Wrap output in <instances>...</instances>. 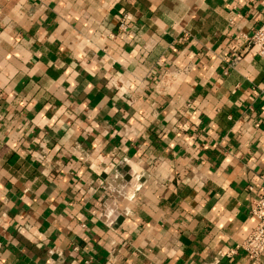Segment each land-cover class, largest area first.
<instances>
[{
  "label": "crops",
  "instance_id": "1",
  "mask_svg": "<svg viewBox=\"0 0 264 264\" xmlns=\"http://www.w3.org/2000/svg\"><path fill=\"white\" fill-rule=\"evenodd\" d=\"M263 20L264 0H0V264H264L227 255L264 189Z\"/></svg>",
  "mask_w": 264,
  "mask_h": 264
},
{
  "label": "built area",
  "instance_id": "2",
  "mask_svg": "<svg viewBox=\"0 0 264 264\" xmlns=\"http://www.w3.org/2000/svg\"><path fill=\"white\" fill-rule=\"evenodd\" d=\"M119 26L123 29L125 27V21L120 22ZM246 46L254 48L256 55L264 63V20L253 30L252 34L246 38ZM237 58L238 57L235 59ZM249 214L256 220L254 228L244 241L238 246L230 249L227 255L232 256L238 251H242L249 260L258 262L264 255V189L257 195L256 199L253 200Z\"/></svg>",
  "mask_w": 264,
  "mask_h": 264
}]
</instances>
